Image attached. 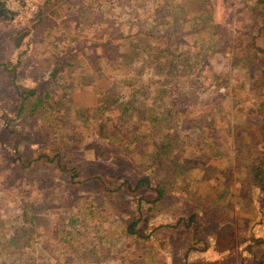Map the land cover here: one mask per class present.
Returning <instances> with one entry per match:
<instances>
[{"label":"rangeland","instance_id":"1","mask_svg":"<svg viewBox=\"0 0 264 264\" xmlns=\"http://www.w3.org/2000/svg\"><path fill=\"white\" fill-rule=\"evenodd\" d=\"M26 4L29 6L25 8L22 20L12 21L7 28L14 34L21 33V39H9L11 33L0 26V217L1 210L6 211V218H0L3 221L0 222V254H16L13 264H70L67 256L49 254L46 246L42 247V236L36 235L63 219L66 206L95 202L102 211L105 224L102 223L103 231H97L98 237L102 239L105 234L120 237L123 229L120 231L118 227L127 226L132 216L138 215L139 201L144 197L140 202L144 222L138 230L145 234L156 229L154 244L159 264L172 262L168 253L174 255L177 262L185 263L184 252L194 236L204 240L197 241V251H204L207 242L210 244L207 251H212V260H217L220 255L213 249L219 225L205 217L203 206L194 198L211 192L215 184L212 176L221 177L222 186H239L240 181L249 177L243 175L228 183L240 164L234 153L235 128L257 132L252 152L256 162H264V51L248 45V32L255 29L256 24L258 27L263 24L264 5L258 0H212L211 22L221 28L197 31L190 42L183 41L201 55L196 72L206 84L200 105L205 120L201 126L205 131L199 132V126L192 125L194 133L189 136L183 135L182 127L179 128L182 134L179 146H176L177 141L174 142L175 147L164 155L166 164H162L160 170V180H166L170 194L164 201L147 203V199L156 197L147 189L139 194L124 189L110 195L106 188H116L126 180L135 184L138 178L149 173L155 179L150 168L155 163L154 145L161 134L159 130L170 129L163 123L158 126L146 123L143 127L146 135H139L128 147V152L133 150V153L121 151L124 144L115 140L118 135L113 131L121 129L123 118H131L129 126H132L134 120L149 109L141 107L138 114L132 116L124 113L123 108H115L102 117L96 108L101 90L114 82L109 77L118 78L114 64L103 59L101 48L88 47L85 51L77 48L85 62L84 66H79L76 62L71 63L68 48L53 47L44 40L51 33L67 32L81 39L78 46L83 40L92 44L96 41L95 30L99 28L122 30L124 41L144 31L158 35L166 29L168 22H172L173 19L167 17L170 12L160 6L158 12L156 0H30ZM198 27L202 25L199 23ZM198 30H205L204 23ZM261 33L264 46V26ZM237 36H241L240 44L234 47ZM143 62L141 58L140 64ZM152 76L145 77V81ZM102 81H105L104 85ZM131 82H140V76H127L124 83ZM51 84H54L52 94L63 102V106L57 105L62 114L56 120H60L69 137L62 142L61 133L54 130L59 157L55 162L30 164L31 158L41 154L52 157L57 152L51 147V136L45 129V124H51L53 118L50 115L54 113L37 110L24 120L23 125L9 126L10 118L21 105L18 91H45ZM170 94L171 91L163 93L164 96ZM173 100L160 99L161 110L174 114ZM158 103L157 97L149 108L154 110ZM125 105L129 108L127 101ZM30 108H33L32 104ZM103 122L108 125V133L101 126ZM184 140H187V148L180 147ZM175 171L181 174L177 176ZM23 201L37 203L38 207L52 205L53 208L43 210L32 223L36 240L15 248L10 232ZM193 213L198 214L196 227H169L181 216L188 217ZM243 216L247 220L238 226L239 238L228 249L224 263L264 264V196L251 204ZM39 219H43L42 225ZM125 247L120 244L117 249L122 252ZM135 247L125 248L126 252L137 256L139 252ZM203 263L204 260L198 261V264Z\"/></svg>","mask_w":264,"mask_h":264},{"label":"trees","instance_id":"2","mask_svg":"<svg viewBox=\"0 0 264 264\" xmlns=\"http://www.w3.org/2000/svg\"><path fill=\"white\" fill-rule=\"evenodd\" d=\"M258 1L259 4L264 5V0ZM156 2H158V12L160 6L170 12L167 17L173 19L172 22L167 23L166 29L161 34L157 35L144 31L143 34L139 33L130 37L131 40L124 41L122 40L124 37L122 30H102L99 28V30H95L94 37H96V41L92 44L88 40H83L81 45L78 46L81 39L73 37L67 32L62 34L51 33L44 40L47 45L52 44L53 47L62 45L68 48L71 63L76 62L79 66H84L85 62L81 60L77 48L79 50L82 48V51H85L88 47L97 50L101 48L103 59L110 65L114 64L118 78L113 75L109 77L114 82L107 84L104 91L101 90L100 102L96 108V112L101 113L102 117L115 108H123L124 113H131L132 116L134 113L138 114L137 112L141 107L149 109L147 113L141 115V118L134 120L132 126H129L131 118H123L124 124L121 129L113 131V134L118 135L115 140L124 144L121 151L128 152V147L135 138H138L139 135H146L145 130H143L146 123L154 126L163 123L170 129L159 130L161 134L158 135L154 145V149H156V152L153 153L155 163L150 168L155 173V179L149 173L138 178L135 184L130 180H126L116 188H106V192L110 195L112 192H120L124 189L131 194H139L142 190L147 189L156 194L155 198L147 199V203L164 201L170 194L166 180H160V170H162V164H166L163 162V157L169 152L170 148L175 147L174 142L177 141L176 146H179L178 142L182 136L179 128L182 127L183 135L189 136L194 133L192 125L199 126V132L205 131L201 126L205 123V120L200 105L203 102L206 84L196 72L201 62V55L198 50H194L183 41L190 42L197 31L207 32L209 31L208 28H221L220 25L211 22L212 0H156ZM262 14L263 24L260 27L256 24L255 29L251 28L252 31L248 32L250 35L248 45L253 46L258 51H264V46L261 44L263 42L261 30L264 26V10ZM13 19L14 13L8 10L4 2L0 0V26L7 30ZM199 23L202 27L204 23L205 30H198L202 28L198 27ZM7 32L11 33L9 39H21V33L14 34L12 30H7ZM236 39L233 42L234 47L240 44L241 36H237ZM220 40L224 41V38ZM141 58L144 60L142 64H140ZM150 75H153L152 78L145 81V77ZM127 76L132 78L140 76V82L126 84L124 81ZM121 79L123 80L121 81ZM101 84L104 85L105 81H102ZM53 85L51 84L45 91L37 89L18 91V95L21 97V105L10 118L9 126L23 125L24 120L36 113L37 110L44 113L49 110L50 113H54V115H50L53 118L50 121L53 125L45 124V129L51 136V147L57 151L55 157L41 154L36 158H31L30 164L35 161L55 162L56 158L59 157L60 150L56 146L54 130L61 133L62 142L66 140V137H69L67 130L61 127L60 120H56L62 114L59 111L60 107L58 108L57 105L62 104L63 106V102L56 100L52 94ZM167 91H171V94L164 96L163 93ZM157 97L159 103L154 106V110H151L149 105H152ZM159 98L168 102L174 99V114L161 110L162 103ZM126 101L129 103V108L125 105ZM30 104L33 105V108H30ZM55 123L56 125H54ZM184 125H186L185 128ZM101 126L108 133V125L103 122ZM135 127V131H132L131 129ZM131 134H135V136L132 137ZM256 140L257 132L252 133L247 129L235 128L234 153L240 164L234 172V178L229 179L228 183L240 179L243 175L249 177L240 181L241 185L239 186H222L224 184L223 179L212 176L211 180L215 184L211 192L194 198V201L203 206L205 217L219 225V231L214 241L216 250H228L235 245L239 238L238 226L243 225L247 220L243 216L244 211L264 196V162L261 164L256 162L255 155L252 152V144ZM185 144H187V140H184V145L180 147L187 148ZM63 145L67 147L66 144ZM183 151L186 152V150ZM128 153L132 154L133 150ZM24 166L28 167L29 165ZM175 172L177 176L181 174V172ZM188 195L190 196V194ZM142 199L144 197L140 198L138 215L132 216L127 226L118 227L120 231L123 229L121 235L125 237L111 236L110 234H105L102 239L98 237L97 231H101L102 223L103 226L105 224L102 211L96 207L95 202H91L90 205L82 202L80 205L66 206L63 209L66 215L63 219H60L56 225L45 228L44 233L38 232L36 235L42 236L44 239L42 247L46 246L49 254H58L61 257L67 256L70 264H149L150 261L152 264H159L155 255L156 245L154 244L156 229L148 234L141 233L138 230L144 221V214L140 206ZM20 207V214L16 218V223L12 224L10 232L11 243L15 248L28 245L30 240H36L33 235L32 223L36 221V217L43 210L53 208L52 205L38 207L37 203L26 201H23ZM0 218H6L5 210H1ZM197 218V213H193L188 217L181 216L176 224H170L169 227L178 228L183 225L185 229H191L199 223ZM39 220L42 225L43 219ZM0 222L3 221L0 220ZM98 239L101 240L100 243ZM197 241L202 242L204 240L202 238L197 239L194 236L191 245L184 252L185 259L188 258L191 251L199 249ZM120 244L126 246L125 248L136 246L135 249L139 252L138 255L128 254L125 248L122 252L118 251L117 247ZM98 246L99 248H97ZM209 248L210 244L206 242L204 250ZM15 252L17 253V251ZM16 256V254L10 255L9 253L0 254V263L13 264L12 259Z\"/></svg>","mask_w":264,"mask_h":264},{"label":"crops","instance_id":"3","mask_svg":"<svg viewBox=\"0 0 264 264\" xmlns=\"http://www.w3.org/2000/svg\"><path fill=\"white\" fill-rule=\"evenodd\" d=\"M144 222V221H143ZM141 232V231H140ZM142 233V232H141ZM145 234H148V233H145ZM194 238V237H193ZM189 247V246H188ZM187 247V248H188ZM187 250V249H186ZM204 250V249H203ZM208 250V249H207ZM207 250H204V251H197V250H193L189 253L188 255V258L185 259V263H182V264H198V261H201V260H204V263L203 264H226L224 263V259L227 255V253L229 252V250H224V251H214V252H217L218 255H220V257L217 259V260H212V256L214 254H212L213 252L212 251H207ZM213 250H216V249H213ZM199 255H197V253ZM200 252V253H199ZM217 255H215L216 257ZM167 257H172V262H169L167 264H181L180 262H177L176 261V257L174 255H170V253H168ZM196 257H199L198 259L199 260H192ZM190 260H192V262H189Z\"/></svg>","mask_w":264,"mask_h":264},{"label":"built area","instance_id":"4","mask_svg":"<svg viewBox=\"0 0 264 264\" xmlns=\"http://www.w3.org/2000/svg\"><path fill=\"white\" fill-rule=\"evenodd\" d=\"M1 1L4 2V5L8 10L14 13L13 21L18 22L19 20H22V17L24 16L25 8L29 6L26 3L29 2L30 0H1Z\"/></svg>","mask_w":264,"mask_h":264}]
</instances>
